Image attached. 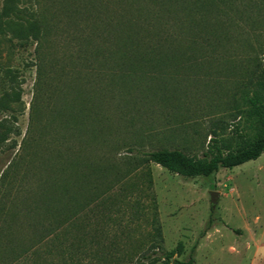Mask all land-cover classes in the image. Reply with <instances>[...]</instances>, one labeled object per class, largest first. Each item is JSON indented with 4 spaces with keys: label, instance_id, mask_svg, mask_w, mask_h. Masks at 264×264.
<instances>
[{
    "label": "rangeland",
    "instance_id": "374dc122",
    "mask_svg": "<svg viewBox=\"0 0 264 264\" xmlns=\"http://www.w3.org/2000/svg\"><path fill=\"white\" fill-rule=\"evenodd\" d=\"M194 1L0 0V264H264V151L194 177L127 151L238 119L264 0Z\"/></svg>",
    "mask_w": 264,
    "mask_h": 264
},
{
    "label": "trees",
    "instance_id": "16d2710c",
    "mask_svg": "<svg viewBox=\"0 0 264 264\" xmlns=\"http://www.w3.org/2000/svg\"><path fill=\"white\" fill-rule=\"evenodd\" d=\"M206 0H195L193 12L204 15ZM238 119L227 122L216 118L211 122L209 139L199 156L177 147H128L127 151L141 164L155 163L184 177L209 176L219 168H232L254 160L264 151V52L248 62L231 95ZM241 106H243L241 108ZM155 236H160L158 225ZM180 246V244L178 245ZM172 251L157 255L156 249L143 252L136 264H153L164 258L171 260ZM173 264H193L192 255L185 260L173 258Z\"/></svg>",
    "mask_w": 264,
    "mask_h": 264
},
{
    "label": "water",
    "instance_id": "95a60500",
    "mask_svg": "<svg viewBox=\"0 0 264 264\" xmlns=\"http://www.w3.org/2000/svg\"><path fill=\"white\" fill-rule=\"evenodd\" d=\"M212 199H214V198H213V195H212Z\"/></svg>",
    "mask_w": 264,
    "mask_h": 264
}]
</instances>
